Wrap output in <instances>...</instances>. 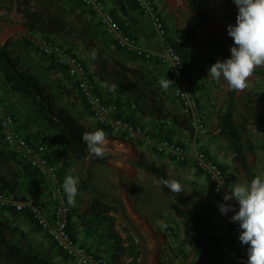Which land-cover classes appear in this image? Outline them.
Wrapping results in <instances>:
<instances>
[{
  "label": "rangeland",
  "instance_id": "374dc122",
  "mask_svg": "<svg viewBox=\"0 0 264 264\" xmlns=\"http://www.w3.org/2000/svg\"><path fill=\"white\" fill-rule=\"evenodd\" d=\"M31 1L37 3L39 7L41 5L48 7L53 14L62 17L63 22L67 24L66 34L56 37L54 44L74 54L84 63L96 93L104 102L117 104L119 115L129 121L130 125L141 126L146 139L137 142L97 121L66 72L58 68L52 59L44 56L30 39L31 34L34 33L22 30L20 18L16 23L18 29L5 40L8 49L15 52L23 66L29 68L48 87L55 96L57 105L67 107L85 125L88 132L103 129L107 134V148L110 155L107 165L92 164L88 161L74 162L70 156L63 154L58 133L48 130L42 122L36 120L29 101H24L12 93L0 73V106L6 108L16 118V123L24 134L45 146L46 153L59 173L61 186L67 175L79 180L76 203L68 204L70 233L79 244L88 247L98 258L111 264L112 246L105 235L103 223L84 215L87 203L92 197L98 196L104 202L122 204L127 219L121 224L140 244L143 252L142 264H202L209 252L203 249L199 254L184 240L183 220L171 207L172 197L162 192L159 181L153 175L131 166L130 161L138 154H142L146 161L157 164L171 178L181 183L200 211L204 226L220 239L218 254L225 264H241L240 257L231 242L226 216L221 214L216 196L206 178L196 170L191 160L178 162L156 148V144L175 142L185 146L189 151L194 148L203 149L225 170L232 187L248 184L242 171L230 161L225 140L214 136L216 118L224 106L229 86L225 80L216 81L210 74L208 75L210 66L206 60L209 56H214L215 50L206 29L197 28L192 39H188L182 32V27L195 19L185 5V0L150 1L154 12L164 23L167 43L179 49L186 63L198 102L199 114L203 120V129L196 140L193 130L188 132L179 129L171 122L172 115L179 116L180 119L187 118L170 88L161 87V81L167 79V76L163 67L156 61L137 58L120 51L93 15L77 0ZM127 1H129L126 4L129 16L134 19L123 18L121 27L141 46L156 48L160 40L158 41L154 32L151 17L138 7L135 0ZM196 1L210 19L207 27L215 31L230 50L233 41L227 34L226 28L231 24L230 18H236L238 7L233 0ZM15 2L16 0H0V5L15 9ZM83 27L90 30L95 28L100 35L98 38L92 37L96 46L95 58L91 55L93 48L90 45L86 47L75 40ZM118 64L137 68L143 72L146 80L159 89L162 103L167 110H165L166 117L141 115L135 111L132 101L144 89L145 82L135 78L123 82L108 70H104ZM113 84L117 85L114 91ZM236 97L237 118L249 112L257 120L256 123L246 126L243 144L254 173L257 176L264 175V140L259 122L260 112L264 109V80L251 75L248 78L247 88L236 91ZM0 172L17 184L16 192L12 197L34 199L46 204L47 193L43 181L13 156L4 144L1 134ZM63 194L67 201L64 190ZM28 216L0 208V222H4L9 228L0 234V249L3 248L2 240H8L12 236L10 229L17 227L26 234L27 241L41 255H47L51 264H75L54 247L47 235Z\"/></svg>",
  "mask_w": 264,
  "mask_h": 264
},
{
  "label": "trees",
  "instance_id": "16d2710c",
  "mask_svg": "<svg viewBox=\"0 0 264 264\" xmlns=\"http://www.w3.org/2000/svg\"><path fill=\"white\" fill-rule=\"evenodd\" d=\"M127 2L129 1H108L111 14L119 25L123 24V18H129V12L126 6V4H128ZM185 5L194 15L195 19L194 21L185 24L182 27V32L188 39H192L194 31L197 28L203 27L206 29L210 43L215 50L214 56H209L206 60L208 65L211 67L217 60L229 58L230 51L225 41H223L213 30H210L207 27L210 19L200 7L199 3L196 0H185ZM15 9L18 17L22 19L23 27L28 33L42 35L52 43H55L54 39L56 37L66 34L65 27H67V24L63 22L61 16L53 14V12H51L46 6L41 5L39 7L37 3H32L31 0H16ZM230 22L231 24H235L236 18H230ZM96 36L97 38L100 37L95 28L90 30L87 29V27H83L80 30V33L77 34L75 40L81 42L86 47L90 45L91 48L95 49L96 46L92 37ZM171 46L174 47L177 53L181 56L188 75L183 55L178 48L173 45ZM57 67L61 68L59 66ZM104 68H106V66ZM61 69L64 70L63 68ZM104 70H108V72H111L123 82H129L131 78L145 82L144 89H142L139 96L132 101L135 111H138L141 115H153L158 118L166 117L167 110L162 103V95L159 92V89L154 87L152 82L146 80L143 72L137 68L126 66L124 64L109 66L108 69L106 68ZM0 73L5 85L12 93L16 94L24 101H29L32 113L36 120L42 122L48 130L58 133L64 155L70 156L76 163L88 161L97 165L108 164L110 161L109 154L105 158H96L89 153L87 145L81 139L82 135L85 132H88L85 125L68 109L57 105L56 98L48 87L44 85L29 68L23 66L19 56L8 49L7 43L0 46ZM252 76L264 80V66H258ZM169 88L172 92V84H170ZM236 113V91L229 87V90L226 93L224 106L216 118L214 136L225 140L231 162L236 164L238 169L242 171L247 183H249L257 175L254 173L253 168L249 163V155L243 144V136L246 126L256 123L257 120H255L249 112H246V115L241 116L240 118H237ZM118 117L122 118L119 114ZM122 119L127 122L124 118ZM170 120L177 128L192 132V127L187 119H180L179 116L172 115ZM18 129L23 132L19 127ZM25 136L28 142L36 143L30 136L26 134ZM13 156L37 175V173L28 165L24 164L14 154ZM46 156L53 163L47 153ZM130 164L136 169L153 175L159 181L162 192L165 195L172 197L173 203L171 204V207L183 220L184 240L199 254L202 253L203 249L209 252L202 264H225L222 257L218 254V249L221 245L220 239L211 234L209 229L204 226L200 211L185 190L183 189V191L178 194L172 193L164 186L163 181L173 178H171L167 172L157 164L146 161L142 154H138L136 158L130 161ZM222 170L225 172L224 169ZM226 181L229 183L227 176ZM16 186V182L8 179L0 172L1 193L12 196V194L16 192ZM209 187L212 190L210 185ZM13 198L16 197L14 196ZM16 199L23 200L24 198ZM84 215L91 216L103 223L105 235L112 246V252L110 254L111 264H142L143 252L140 244L133 234L121 224L122 222H126L127 219V214L122 204L104 202L98 196H94L87 203ZM6 229H9L7 225H5L4 222H0V234ZM10 232L12 234L11 238L8 240H2L3 248L0 249V264H51L47 255H41L30 244V242L27 241L26 234L23 231L16 227L11 228ZM71 236L78 243L72 234ZM54 247L56 248L55 245Z\"/></svg>",
  "mask_w": 264,
  "mask_h": 264
},
{
  "label": "built area",
  "instance_id": "2783aa9c",
  "mask_svg": "<svg viewBox=\"0 0 264 264\" xmlns=\"http://www.w3.org/2000/svg\"><path fill=\"white\" fill-rule=\"evenodd\" d=\"M77 1L93 15L105 34L120 51L137 58L154 60L163 67L167 77L173 81L171 83L172 93L183 108L192 127L194 140H196L203 129V120L199 114L197 99L183 60L174 47L167 43L164 23L154 12L151 1L135 0L138 7L151 17L154 32L160 40L158 48L141 46L133 36L123 30L111 14L110 7L102 0ZM30 39L39 47L44 56L52 59L57 66L64 69L97 121L137 142L146 140L141 126H132L119 118L118 105L104 102L96 93L92 78L78 57L39 34H31ZM176 63L179 64L175 65ZM260 130L264 140V109L260 112ZM0 133L7 149L41 178L47 193L46 204H43L34 199H16L0 192V208L29 215L56 248L75 264H107L88 247L77 243L69 233L70 209L64 197L56 167L47 158L45 146L40 143L28 142L24 132L18 129L16 118L3 106H0ZM156 148L159 152L167 153L178 162L191 160L196 170L206 178L218 201H222L223 194L228 187L232 188L226 181L223 168L213 161L205 151L196 148L189 151L185 146L175 142L156 144ZM219 184L224 185L217 191ZM229 203L238 210L237 201L232 200ZM232 214L229 212L225 215L229 224L231 242L240 257L241 264H246L247 245L242 244L238 238L241 229L237 222L230 221Z\"/></svg>",
  "mask_w": 264,
  "mask_h": 264
},
{
  "label": "clouds",
  "instance_id": "9594fccd",
  "mask_svg": "<svg viewBox=\"0 0 264 264\" xmlns=\"http://www.w3.org/2000/svg\"><path fill=\"white\" fill-rule=\"evenodd\" d=\"M238 7L236 23L227 25V34L233 39L230 57L217 60L208 70V75L216 81L225 80L235 91H243L248 86V78L258 66H264V0H233ZM93 58L96 51L91 52ZM179 63H176L177 65ZM173 81L169 78L161 81V87L168 89ZM117 85H112L114 91ZM82 141L89 153L96 158L108 155L107 134L103 129L85 132ZM172 193H181L183 186L176 179L163 181ZM78 178L67 175L63 181V190L70 205H75L78 195ZM224 184H219L217 191ZM239 204L238 210L229 201ZM217 206L223 215L229 212L230 221L237 222L241 229L239 240L247 245L246 264H264V175H258L248 184L234 185L224 192Z\"/></svg>",
  "mask_w": 264,
  "mask_h": 264
},
{
  "label": "crops",
  "instance_id": "0c3cea01",
  "mask_svg": "<svg viewBox=\"0 0 264 264\" xmlns=\"http://www.w3.org/2000/svg\"><path fill=\"white\" fill-rule=\"evenodd\" d=\"M102 1H104L107 5H109L108 4L109 0H102ZM0 7H1L0 8V46H2L3 44L6 43L5 42L6 38L12 36L14 34L15 30L18 29V26H16V23H18L20 18L16 14V10L15 9H8V8L2 6V5H0ZM129 18H130V16H129ZM133 19H131V20H133ZM135 24H136V22H135ZM21 27H22V30L24 32H26L25 28L22 25H21ZM230 39H232V38H230ZM158 41H159V39H158ZM232 41H233V39H232ZM150 48H154V47L150 46ZM156 48H158V46ZM230 55H231V53H230ZM64 108L68 109L67 107H64ZM200 150H203V149H200ZM203 151H205V150H203ZM207 155L210 156L208 153H207ZM210 158L213 161H215L218 165H220L216 160H214V158L212 156H210ZM229 159H230V155H229ZM230 161H231V159H230Z\"/></svg>",
  "mask_w": 264,
  "mask_h": 264
}]
</instances>
